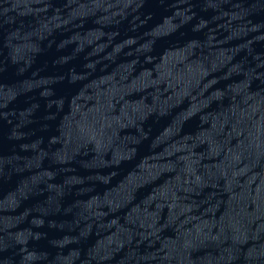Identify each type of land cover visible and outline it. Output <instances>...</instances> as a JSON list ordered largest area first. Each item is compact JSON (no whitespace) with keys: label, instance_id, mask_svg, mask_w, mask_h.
I'll return each mask as SVG.
<instances>
[{"label":"water","instance_id":"95a60500","mask_svg":"<svg viewBox=\"0 0 264 264\" xmlns=\"http://www.w3.org/2000/svg\"><path fill=\"white\" fill-rule=\"evenodd\" d=\"M0 264H264V0H0Z\"/></svg>","mask_w":264,"mask_h":264}]
</instances>
